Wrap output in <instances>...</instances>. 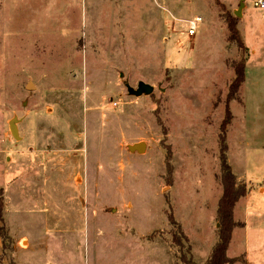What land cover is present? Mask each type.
Wrapping results in <instances>:
<instances>
[{
	"label": "rangeland",
	"instance_id": "obj_1",
	"mask_svg": "<svg viewBox=\"0 0 264 264\" xmlns=\"http://www.w3.org/2000/svg\"><path fill=\"white\" fill-rule=\"evenodd\" d=\"M257 1L0 0V264L19 263L22 236L31 250L18 254L21 264H208L222 195L220 127L232 63L244 56L227 157L251 187L248 202L264 205ZM226 13L246 55L228 39ZM196 17L203 22L190 38ZM141 83L154 93L131 95ZM139 143L146 152L132 153ZM242 233L234 232L231 258L245 251Z\"/></svg>",
	"mask_w": 264,
	"mask_h": 264
},
{
	"label": "trees",
	"instance_id": "obj_2",
	"mask_svg": "<svg viewBox=\"0 0 264 264\" xmlns=\"http://www.w3.org/2000/svg\"><path fill=\"white\" fill-rule=\"evenodd\" d=\"M225 21L227 22L228 30H229V41L235 43L239 50L244 51L245 55L247 52V47L243 41V37L238 29V21H236L229 14L225 16ZM246 63L247 58L244 56L243 59L239 62L232 63L234 70V79L229 86V91L226 96V114L225 118L222 121L220 127L219 134V154H220V182L222 185V195L218 202L217 209V218H218V241L215 244L211 257L208 261V264H236L240 262L239 258L231 259L228 257V250L231 244L233 232L236 227L239 226L237 222H235L234 218V210L237 203L247 195L248 188L245 184L239 182L237 180V176L234 174L232 167L228 162L227 152V131L228 127L232 123L233 115L230 111V103L236 100L240 94L241 88L246 81ZM172 153L171 151L167 153L166 157V168L168 170V174L172 175L171 169V161H172ZM3 191H0V236L4 241L7 239L4 228V218H3ZM169 222L170 224L177 225L179 229V235L186 239V235L183 232L180 225L177 224L173 214H169ZM177 238V237H176ZM178 239V238H177ZM179 240V239H178ZM181 242V240H180ZM176 241V244L181 246V243Z\"/></svg>",
	"mask_w": 264,
	"mask_h": 264
},
{
	"label": "crops",
	"instance_id": "obj_3",
	"mask_svg": "<svg viewBox=\"0 0 264 264\" xmlns=\"http://www.w3.org/2000/svg\"><path fill=\"white\" fill-rule=\"evenodd\" d=\"M248 62V60H247ZM247 64V63H246ZM247 80V79H246ZM246 82V81H245ZM239 182L241 181V183L245 184L248 188V193L245 197H243L236 205L235 210H234V218H235V222H237L239 224L238 227L235 228V230H241L242 236H243V240L242 242L244 243V247H245V251H243V253L235 258H231L230 257V250H231V245H232V241H233V236H232V240H231V244L229 246V250H228V257L231 259H236V258H240V257H244V262L243 264H264V205H258V207H253V205L248 202L250 197L253 196L252 191H251V187H248V184L245 180V178L243 176H237ZM257 194L258 196H260L261 198H264V186L261 185L260 187H258L257 189ZM243 200L245 202H243ZM247 200V202H246ZM218 209V208H217ZM239 212V217L236 218V213ZM259 223V226L256 227V224ZM50 224V223H49ZM217 225L219 226V224L217 223ZM1 226V223H0ZM49 226V225H48ZM50 228L48 227V234L50 233ZM234 230V232H235ZM233 232V235H234ZM251 233H253L255 241L253 242V236H251ZM53 235V234H52ZM50 237H48V241ZM19 240L20 243L22 244V242H27V245L24 246L23 249L25 250H20L19 248ZM18 240V242L15 244V252H16V256L18 259V264H21V262L19 261L18 258V254L19 253H24V252H29L31 250V246L29 243L28 238H26L25 236H22L20 239ZM47 241V242H48ZM217 240H215L213 243H211L209 251L207 252V254L204 256L205 261L204 262H208L213 248L215 246V244L217 243ZM46 244H43L42 246L37 247L39 248H44V250H49L48 246ZM3 240L0 236V256L3 254ZM29 248V249H28ZM40 251V250H38ZM1 264H7L5 261Z\"/></svg>",
	"mask_w": 264,
	"mask_h": 264
},
{
	"label": "water",
	"instance_id": "obj_4",
	"mask_svg": "<svg viewBox=\"0 0 264 264\" xmlns=\"http://www.w3.org/2000/svg\"><path fill=\"white\" fill-rule=\"evenodd\" d=\"M123 77H124V74H121V78H123ZM129 93L131 95L136 96V97H141L143 95L151 96L154 93V89L150 85L141 83L138 86V90H134V89L129 88ZM16 124H17V120L12 121L10 123V130H11L12 136L14 138H19L18 129H17ZM146 149H147V145L144 143L134 144L133 146L129 147V150L132 153H145Z\"/></svg>",
	"mask_w": 264,
	"mask_h": 264
},
{
	"label": "built area",
	"instance_id": "obj_5",
	"mask_svg": "<svg viewBox=\"0 0 264 264\" xmlns=\"http://www.w3.org/2000/svg\"><path fill=\"white\" fill-rule=\"evenodd\" d=\"M255 7L264 9V0H258L255 2ZM203 22V19L201 17H196V19L189 21V30L188 35L190 38H193L196 36L199 25Z\"/></svg>",
	"mask_w": 264,
	"mask_h": 264
}]
</instances>
